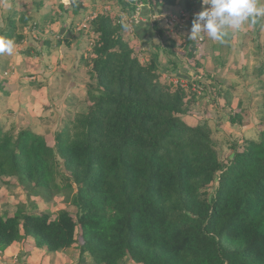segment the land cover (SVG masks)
<instances>
[{
	"label": "trees",
	"instance_id": "16d2710c",
	"mask_svg": "<svg viewBox=\"0 0 264 264\" xmlns=\"http://www.w3.org/2000/svg\"><path fill=\"white\" fill-rule=\"evenodd\" d=\"M113 1L128 15L139 7ZM121 12L110 7L91 20L86 96L62 120L53 145L31 129L0 125V179L15 177L43 195L57 191L59 179L75 207L0 212V251L33 238L49 252L76 244L97 264L126 257L264 264V128L257 139L233 143L231 158L221 161L209 124L183 118L196 92L164 76L154 59L140 58Z\"/></svg>",
	"mask_w": 264,
	"mask_h": 264
},
{
	"label": "rangeland",
	"instance_id": "374dc122",
	"mask_svg": "<svg viewBox=\"0 0 264 264\" xmlns=\"http://www.w3.org/2000/svg\"><path fill=\"white\" fill-rule=\"evenodd\" d=\"M148 1L149 8L144 5L147 4L145 3L146 0H138L134 3L138 4L136 6L139 7L135 8L131 27L129 20L133 14L123 13L121 15L120 22L127 28L126 36L130 42L135 40L131 37L134 26L146 19V29L148 28L153 33L147 44L150 45L151 51L156 53L159 50L163 52L166 49L164 53L175 57L170 68H178L179 73L184 75L182 79L188 81L200 79L202 90L200 93L194 94L195 102L189 113L185 114L183 118L189 124L206 121L212 129V138L215 141V149L219 159L227 162L232 155L231 145L233 143H241L245 139H257L259 131L262 127L264 128V17L257 18L255 25L245 24L240 30H230V34L223 43L213 41L201 34L193 42V47L189 44L191 40L187 37L190 34L195 14L206 7L202 4V0H190L195 6L193 8H186V6L181 5L172 11L158 8L159 3L156 0ZM70 6L75 11L76 20L81 16V12H78L80 6L84 11V13L82 11L83 17L81 16L77 21H81L103 9L108 10L109 7H113L115 12L118 11L113 0H70ZM261 6H264V0H261ZM60 9L62 12L63 10L69 11L68 9ZM177 12L180 15L182 12L183 15L178 18L179 21L176 24L167 26L162 20H152L154 14L171 13L173 15ZM117 14L119 15V13ZM67 15L69 16L70 13H67ZM67 15L63 16L66 17ZM57 22L60 24V29H62L61 20L57 19ZM78 24L79 22L76 25ZM74 30L84 37L85 43V50L82 53V58L85 59L82 60L83 63L80 65L83 70L86 69L81 77L83 78L81 80V83L83 81V88L80 91L82 94H77L71 98L69 103L68 93L66 99L61 98L66 84L61 82V88L55 94L58 102L57 104L53 103L51 115L39 119L41 123L39 127L43 129L37 128L35 123L28 124L27 127L43 136L47 134L50 144L54 143L55 131L61 125L62 120L69 115L70 111L74 110L77 103L83 102L86 96V83L89 80L88 73H86V62L90 58L92 34L90 27L88 29L74 27ZM35 33L38 34L37 31ZM77 33L76 35L79 37ZM172 42H174V45L171 44ZM53 43L51 46H53ZM130 44L133 45L140 58L146 61L148 58L147 50L141 49L143 46L139 45L138 42ZM43 45L45 46V44H41V46ZM26 49L30 48L27 47ZM34 50L38 51L39 49L34 48ZM189 52H191V55ZM34 58L39 59L40 57L37 54ZM181 60H183V68L179 67L182 63ZM30 61L34 62L35 60ZM164 65L161 61L159 69L162 74ZM176 77L174 76V78ZM43 82L46 83V80H43ZM81 108L82 106L78 109ZM233 116L237 118L235 123H231ZM12 124L18 127H15V129L24 128L21 126L24 123L19 121L8 124V128ZM44 128L48 129L46 133ZM60 171L65 172L62 167ZM58 182L59 188L57 191L54 190L47 195H43L35 194L36 192L30 184L24 183L15 177L0 179V212L14 213L19 208H24L26 211L32 209L34 211L42 210L52 214L63 208L75 211V207L70 204L71 191L66 188L64 181L58 179ZM216 186L217 183L210 186L207 193L212 194ZM45 253L52 256L53 264H97L89 254H81L76 244L66 250L51 253L45 251L43 254ZM16 261H20L19 256ZM19 263L28 264L24 256L22 262ZM118 264L139 263L126 257Z\"/></svg>",
	"mask_w": 264,
	"mask_h": 264
},
{
	"label": "crops",
	"instance_id": "0c3cea01",
	"mask_svg": "<svg viewBox=\"0 0 264 264\" xmlns=\"http://www.w3.org/2000/svg\"><path fill=\"white\" fill-rule=\"evenodd\" d=\"M144 5L149 8L148 3ZM181 5L186 8L195 7L190 0H177L174 6L166 5L158 6V8L172 11ZM60 8L69 11L63 10L62 12ZM82 11L80 6L78 12H81L83 17ZM117 12L120 13L121 10L118 8ZM67 13L70 15L68 16ZM24 17L27 19V24L22 25L21 19ZM57 19L61 20L62 29ZM77 20L75 11L71 9L70 0H0V37L11 39L14 43L12 55L0 54V125L5 129H9L8 124L17 123V121L24 123L21 124L24 128H27L28 124L35 123L37 128L43 129L39 127L41 124L39 119L51 115L53 103L58 102L55 94L60 90L61 82L66 83L61 98L66 99L68 93L69 103L71 98L81 93L83 88L81 77L83 71H86L80 67L84 60L82 53L85 50V43L84 37L74 30V27H77L76 24L80 22ZM146 24V19H143L134 26L131 37L135 40L130 43L138 42L142 45L141 49L147 50V60L154 59L158 66L162 61L165 64L164 67L162 66L163 75L177 83L176 81L182 79L184 75L179 73L178 68H170L175 57L164 51L159 50L156 53L151 51L150 45L147 44L153 33L148 28L146 29ZM9 27H15L16 32L23 35L22 39L17 42L15 35L8 30ZM36 31L38 34L35 33ZM52 43L53 46H51ZM27 47L30 49H26ZM34 48L39 50L36 51ZM37 54L39 59L34 58ZM181 62L179 67L183 68V60ZM174 76L177 77L174 78ZM43 80H46V83ZM11 127L18 128L15 124L10 125ZM44 130L45 133L48 131L47 128ZM46 135L44 137L48 144L53 145V143L50 144L49 137ZM45 251L48 250L36 246L33 238L24 239L0 251V264H20L23 256L28 264H53L52 256L47 253L43 254ZM18 256L20 257L19 262L16 261Z\"/></svg>",
	"mask_w": 264,
	"mask_h": 264
},
{
	"label": "clouds",
	"instance_id": "9594fccd",
	"mask_svg": "<svg viewBox=\"0 0 264 264\" xmlns=\"http://www.w3.org/2000/svg\"><path fill=\"white\" fill-rule=\"evenodd\" d=\"M206 7L196 13L188 39L197 40L201 34L223 43L230 30H240L245 24L255 25L264 17L261 0H202ZM14 43L0 37V54L12 55Z\"/></svg>",
	"mask_w": 264,
	"mask_h": 264
},
{
	"label": "built area",
	"instance_id": "2783aa9c",
	"mask_svg": "<svg viewBox=\"0 0 264 264\" xmlns=\"http://www.w3.org/2000/svg\"><path fill=\"white\" fill-rule=\"evenodd\" d=\"M131 2H137L138 0H129ZM138 8V7H137ZM110 9V7H109ZM97 13H93L91 14L90 16H88L87 18L81 20L79 22V24L77 25V27L80 29V28H84V29H88L89 28V25H90V22L91 20H93L95 18ZM133 14L132 16H130V27H131V24H132V18L133 16L135 15L134 13H131ZM183 15V13L181 12V15L179 12H177L176 14H154L153 15V18L152 20H162L163 23L167 24V26L169 25H172V24H176L179 20L178 18L181 17ZM129 27V29H130ZM131 31V29H130ZM91 44H92V41H91ZM177 82V81H176ZM178 83L180 84L181 87L185 88V89H188L189 88V85L191 86V89L196 92V93H200L202 88H201V83H200V79H194L193 81H188L186 79H179L178 80Z\"/></svg>",
	"mask_w": 264,
	"mask_h": 264
}]
</instances>
